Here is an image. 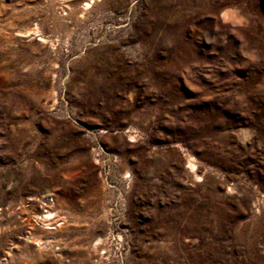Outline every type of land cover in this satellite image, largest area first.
<instances>
[{
  "label": "rangeland",
  "instance_id": "obj_1",
  "mask_svg": "<svg viewBox=\"0 0 264 264\" xmlns=\"http://www.w3.org/2000/svg\"><path fill=\"white\" fill-rule=\"evenodd\" d=\"M0 264H264V0H0Z\"/></svg>",
  "mask_w": 264,
  "mask_h": 264
},
{
  "label": "built area",
  "instance_id": "obj_2",
  "mask_svg": "<svg viewBox=\"0 0 264 264\" xmlns=\"http://www.w3.org/2000/svg\"><path fill=\"white\" fill-rule=\"evenodd\" d=\"M52 201H53V198H51V197H47V200H46V202H45L46 206H48L49 204H51ZM45 211H46V210H45ZM54 216H55V215H54ZM54 216L50 217V219L52 220V219L54 218ZM50 219H49V220H50ZM34 220L37 221V222L44 221V219H43L41 216H35Z\"/></svg>",
  "mask_w": 264,
  "mask_h": 264
},
{
  "label": "bare ground",
  "instance_id": "obj_3",
  "mask_svg": "<svg viewBox=\"0 0 264 264\" xmlns=\"http://www.w3.org/2000/svg\"><path fill=\"white\" fill-rule=\"evenodd\" d=\"M90 2H87V4H89ZM41 40V39H40ZM42 40H44V39H42ZM192 165H193V163H191ZM50 213V212H49ZM51 214V213H50ZM49 214V215H50ZM52 215V214H51ZM42 217H47V214L45 215V216H42Z\"/></svg>",
  "mask_w": 264,
  "mask_h": 264
}]
</instances>
